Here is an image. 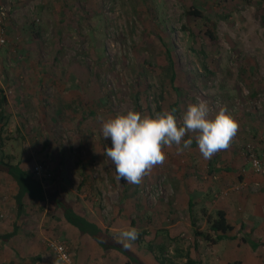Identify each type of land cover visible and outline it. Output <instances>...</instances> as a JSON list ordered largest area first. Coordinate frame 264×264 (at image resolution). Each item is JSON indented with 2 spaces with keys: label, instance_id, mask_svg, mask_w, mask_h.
Masks as SVG:
<instances>
[{
  "label": "rangeland",
  "instance_id": "374dc122",
  "mask_svg": "<svg viewBox=\"0 0 264 264\" xmlns=\"http://www.w3.org/2000/svg\"><path fill=\"white\" fill-rule=\"evenodd\" d=\"M190 6L216 21V43L201 31L203 20L186 16ZM0 8V90L7 100L0 137L13 163L116 239L137 229L130 249L148 264H162L160 246L165 264H186L187 257L195 264H264V238L255 248L240 234L214 246L207 223L226 200L238 211L253 196L264 201V0H0ZM201 102L210 117L219 102L238 122L227 150L204 159L189 134L191 146L181 154L183 141L165 147V162L140 184L117 178L103 154L111 140L101 118L129 108L148 115L174 109L182 124L187 106ZM247 149L263 171L252 169ZM15 193L14 180L0 171V233L18 226L0 240V264H55L52 244L59 242L72 264L126 261L79 235L61 209L51 215L48 201L25 197L18 218ZM191 218L210 240L194 233Z\"/></svg>",
  "mask_w": 264,
  "mask_h": 264
},
{
  "label": "clouds",
  "instance_id": "9594fccd",
  "mask_svg": "<svg viewBox=\"0 0 264 264\" xmlns=\"http://www.w3.org/2000/svg\"><path fill=\"white\" fill-rule=\"evenodd\" d=\"M217 107L210 117L205 103L189 104L182 124H178L174 109L148 115L129 108L114 117L101 118L102 135L111 140V147L103 154L114 165L117 178L129 184H140L155 166L165 162V147L180 146L183 141V146L177 147V153H183L193 142L184 139L189 134H194L203 158L211 159L231 146L239 130L227 107L219 102ZM138 238L137 229L129 227L118 233L117 242L131 248Z\"/></svg>",
  "mask_w": 264,
  "mask_h": 264
},
{
  "label": "trees",
  "instance_id": "16d2710c",
  "mask_svg": "<svg viewBox=\"0 0 264 264\" xmlns=\"http://www.w3.org/2000/svg\"><path fill=\"white\" fill-rule=\"evenodd\" d=\"M185 14L189 19L198 18L200 20H203L201 31L208 38L209 42H217L218 33L217 23L215 20L208 18L205 15L204 11L200 7L196 6H190L189 9H187V11L185 12ZM169 63L171 66L170 76L171 79L174 80L176 77V71L173 69L174 62L171 57H169ZM6 103V97L2 93V90H0V123L3 121L4 118V108ZM157 109L160 110L159 105L157 106ZM2 148L3 141L0 137V171L4 172L15 182L16 193L14 195V200L17 207L16 216L18 218L22 217L24 213L23 200L25 197H28L31 200L48 201V203L52 206V210L49 211L51 215H53L54 212H56L57 210L61 209L65 220L77 228V230L79 231V235L89 236L96 244L101 246L103 249H116L126 257V261L124 262V264H148L143 261L138 255H136L130 248H125L120 243H118L117 239L112 233L108 231V229H104L100 227L97 223L90 221L81 216L80 214L76 213L73 210L72 205L64 201V199L58 197L56 192H47L42 186V183L36 177H34V175L22 169L18 163H13L12 156L9 153H5ZM218 169V165H215V170L218 171ZM191 205L192 201L189 203V210H191ZM191 221V224L194 228V233L197 235H202L205 239L210 240L209 238L211 237L209 233L199 231L198 228H196L195 226L193 218H191ZM207 223L209 229L213 233H215V238L212 239V242L215 243L219 240L228 237V232L233 230V226L228 222L226 212L223 209H217L215 216L207 217ZM17 233L18 226L15 224L11 231L0 233V240L6 242ZM245 240L249 242L253 247H256L258 245L257 242L252 241L249 237L245 238ZM150 250H152L151 246ZM163 250L164 246H160V251L162 252ZM67 251L70 254L68 248ZM161 252L160 255L163 253ZM53 254L55 255L54 252ZM160 255L156 257L160 263H169L166 257H161ZM34 259L37 262L40 260V256L37 255ZM186 264H195V261L187 257Z\"/></svg>",
  "mask_w": 264,
  "mask_h": 264
},
{
  "label": "crops",
  "instance_id": "0c3cea01",
  "mask_svg": "<svg viewBox=\"0 0 264 264\" xmlns=\"http://www.w3.org/2000/svg\"><path fill=\"white\" fill-rule=\"evenodd\" d=\"M220 165H218L219 168ZM249 170L251 167H248ZM215 169V168H214ZM227 168L218 169L219 171H225ZM248 170L245 169L244 172ZM215 172V171H214ZM252 175V174H251ZM251 201V202H250ZM249 202L246 203L244 201L243 203V211H238L239 207H237L236 202L228 201L226 200V204L222 202V204L218 206H222L221 209H223L226 212V217L228 222L233 226V230L236 232L230 234L228 232V237L224 239H230L236 238V235H241V239L243 243L248 245L249 248H253V246L245 240V238L249 237L252 241L257 242L258 245L262 244L260 240L264 238V201H256V198L253 196V198ZM254 202L255 205L252 203ZM252 206V212L255 210V215L252 217V215L249 213ZM219 208V207H218ZM262 231V233L260 232ZM233 236V237H231ZM219 240V241H223ZM260 239V240H259ZM259 240V241H258ZM243 244V245H244ZM213 245L215 246V242H213ZM258 245L256 247H258ZM243 250H247V247L242 246ZM255 248V247H254ZM249 251V250H248Z\"/></svg>",
  "mask_w": 264,
  "mask_h": 264
},
{
  "label": "built area",
  "instance_id": "2783aa9c",
  "mask_svg": "<svg viewBox=\"0 0 264 264\" xmlns=\"http://www.w3.org/2000/svg\"><path fill=\"white\" fill-rule=\"evenodd\" d=\"M2 16H4V11L0 8V17ZM3 42L4 38L0 37V45ZM246 152L252 169L257 172L263 171L262 164L254 152L251 149H247ZM35 169L39 172V166H36ZM52 250L55 253V264H72L71 256L67 251V247L62 242L52 244Z\"/></svg>",
  "mask_w": 264,
  "mask_h": 264
}]
</instances>
